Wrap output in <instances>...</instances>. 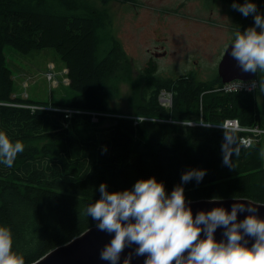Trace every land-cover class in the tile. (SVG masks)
Returning a JSON list of instances; mask_svg holds the SVG:
<instances>
[{
  "label": "trees",
  "instance_id": "obj_1",
  "mask_svg": "<svg viewBox=\"0 0 264 264\" xmlns=\"http://www.w3.org/2000/svg\"><path fill=\"white\" fill-rule=\"evenodd\" d=\"M224 1L240 31L254 26L252 15L245 18L232 7L245 0ZM250 2L264 15V0ZM111 26L108 15L87 0H0V132L24 145L11 167L0 163V227L11 229L12 250L23 255L25 264L96 225L85 210L100 199L102 183L117 192L155 177L170 194L184 172L202 169V181L182 185L185 200L250 198L264 203V137L245 148L243 133L206 125L234 118L244 126L264 127L258 90L206 92L222 82L219 74L211 81L193 72L163 79L145 69L134 102L136 114L148 119L102 113L93 120L88 111L104 112L107 97L117 90L115 80L130 74L129 57L111 36ZM8 46L21 52L54 48L68 69L74 95L53 103V109L44 101L14 95ZM163 89L173 94L171 107L159 101ZM226 136L232 138L226 145L231 166L223 163Z\"/></svg>",
  "mask_w": 264,
  "mask_h": 264
},
{
  "label": "clouds",
  "instance_id": "obj_2",
  "mask_svg": "<svg viewBox=\"0 0 264 264\" xmlns=\"http://www.w3.org/2000/svg\"><path fill=\"white\" fill-rule=\"evenodd\" d=\"M232 7L245 18L252 15L254 26L235 32L230 55L245 73L264 71V15L250 0L234 2ZM231 139L226 136L223 145V163L229 166L232 153L226 145ZM23 151L22 142H12L0 132V163L11 167ZM205 175L202 169L184 172L181 184L170 194L155 177L138 180L133 189L117 192H109L106 184H100V199L85 210L98 230L114 234L100 259L120 264L125 248L136 245L133 253L146 256L144 264H264V219L259 218L258 207L236 202L230 212L217 207L193 217L182 185L193 179L199 183ZM244 212L249 215L238 221V213ZM217 228L224 229L225 239H215ZM246 237L254 238L251 247ZM12 244L11 229L0 227V264H25L23 255L12 250ZM133 253L124 258L123 264H131Z\"/></svg>",
  "mask_w": 264,
  "mask_h": 264
},
{
  "label": "rangeland",
  "instance_id": "obj_3",
  "mask_svg": "<svg viewBox=\"0 0 264 264\" xmlns=\"http://www.w3.org/2000/svg\"><path fill=\"white\" fill-rule=\"evenodd\" d=\"M87 1L108 15L112 23L110 34L129 57L127 70L130 71L129 75L115 80L117 90L107 97L104 112L88 111L95 122L102 113L106 117L148 119L136 114L134 102V92L142 72H147L145 69L163 79L193 72L199 79L211 81L219 73V64L234 41L235 32L240 31L236 18L231 15L230 4L224 0ZM163 50L165 55L153 53ZM5 55L14 81V95L44 101L49 108L74 95L69 87L68 69L54 48L34 47L21 52L8 46ZM258 73V77L262 76V89L256 94L262 95L264 71ZM159 101L171 107V90H161Z\"/></svg>",
  "mask_w": 264,
  "mask_h": 264
},
{
  "label": "water",
  "instance_id": "obj_4",
  "mask_svg": "<svg viewBox=\"0 0 264 264\" xmlns=\"http://www.w3.org/2000/svg\"><path fill=\"white\" fill-rule=\"evenodd\" d=\"M234 41H232L233 43ZM226 49V52L219 64V76L222 82H228L235 79L248 80L257 76L255 74L245 73L241 70L238 62L235 61L230 55V47ZM229 53V54H228ZM187 205L191 208L193 217L200 211H211L217 207H223L228 212L231 211V206L233 203L241 202L245 204H250L254 207H258V216L264 219V203L254 201L250 198H204L199 200H186ZM249 213H238L237 220L242 221ZM224 229L217 228L215 232V239L220 241L225 239L222 235ZM114 235V234H113ZM113 235H109L106 232L98 230L95 225L83 233L72 238L67 243L59 245L49 252H47L43 257L31 264H110L109 261L100 259V254L104 249V246L111 241ZM203 237V233L201 234ZM248 240V247H251L254 243V238L246 237ZM136 245L131 247H126L121 255L120 264H123V260L130 253H133ZM146 256H136L132 255L131 264H144Z\"/></svg>",
  "mask_w": 264,
  "mask_h": 264
},
{
  "label": "built area",
  "instance_id": "obj_5",
  "mask_svg": "<svg viewBox=\"0 0 264 264\" xmlns=\"http://www.w3.org/2000/svg\"><path fill=\"white\" fill-rule=\"evenodd\" d=\"M260 80H261L260 77H258L257 75L254 78L248 80L235 79L228 82H221L218 85H216L211 91L220 92L224 94L236 93V92L253 93L261 88ZM165 100L170 101V98H165ZM30 107L46 108L43 106H30ZM56 109L65 111L69 115H71L73 112H76V110L74 109H64V108H56ZM200 123L204 124L202 121ZM191 124H195V123H191ZM206 125H210L212 127L219 129L243 133V135L240 138V144L245 148H249L255 145L257 142L261 141L262 138L264 137V127H259L258 125L244 126L239 123L238 119H234V118H227L221 124H206ZM249 141L251 142L250 145L246 143Z\"/></svg>",
  "mask_w": 264,
  "mask_h": 264
},
{
  "label": "crops",
  "instance_id": "obj_6",
  "mask_svg": "<svg viewBox=\"0 0 264 264\" xmlns=\"http://www.w3.org/2000/svg\"><path fill=\"white\" fill-rule=\"evenodd\" d=\"M231 15H232V14H231ZM260 71H261V70L258 69V71H257V75H259L258 72H260ZM261 89H262V86H261ZM261 89H258V91H260ZM260 93H261V92H260ZM260 93L257 94V97H258V99H259L260 104H263V103H264V91H263L262 95H260Z\"/></svg>",
  "mask_w": 264,
  "mask_h": 264
},
{
  "label": "flooded vegetation",
  "instance_id": "obj_7",
  "mask_svg": "<svg viewBox=\"0 0 264 264\" xmlns=\"http://www.w3.org/2000/svg\"><path fill=\"white\" fill-rule=\"evenodd\" d=\"M206 1V0H205ZM153 53H161V54H163V55H165L166 54V51L165 50H163L162 52H159V51H154ZM158 54H154V55H158ZM258 71V70H257Z\"/></svg>",
  "mask_w": 264,
  "mask_h": 264
}]
</instances>
